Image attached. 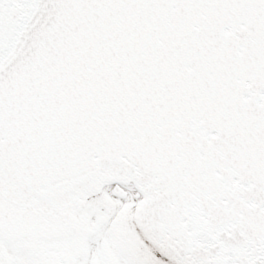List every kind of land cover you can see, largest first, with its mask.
Segmentation results:
<instances>
[{"label":"snow or ice","instance_id":"obj_1","mask_svg":"<svg viewBox=\"0 0 264 264\" xmlns=\"http://www.w3.org/2000/svg\"><path fill=\"white\" fill-rule=\"evenodd\" d=\"M0 264H264V0H0Z\"/></svg>","mask_w":264,"mask_h":264}]
</instances>
